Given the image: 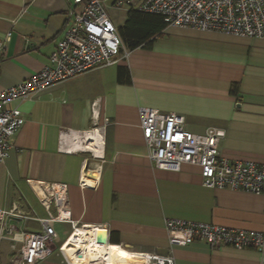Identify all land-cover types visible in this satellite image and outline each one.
<instances>
[{"label":"crops","instance_id":"crops-1","mask_svg":"<svg viewBox=\"0 0 264 264\" xmlns=\"http://www.w3.org/2000/svg\"><path fill=\"white\" fill-rule=\"evenodd\" d=\"M70 5L68 0H0V37L11 31L0 59V90L48 63ZM104 7L116 27L130 9L112 0ZM118 67L127 69L122 73L130 82L117 81ZM232 83L238 85L236 95L230 93ZM9 106L20 110L24 124L0 163V209L17 206L43 218L34 186L64 182L73 222L104 228L108 245L118 248L116 259L127 251L172 255L174 264H264V252L254 249L212 248L202 240L169 243L168 219L262 230L264 193L206 187L194 165L183 164L178 171L155 168L138 116L140 107H150L182 115L195 134L221 129L223 157L264 163V38L167 25L150 48L129 50L114 65ZM9 223L19 231H41L32 219ZM52 227L58 246L72 231L69 223ZM12 244L0 238V264H10ZM14 244L17 252L21 242ZM52 254L43 262L68 264L63 254L55 259ZM92 257L111 261L109 254L83 253L81 264H95Z\"/></svg>","mask_w":264,"mask_h":264},{"label":"built area","instance_id":"built-area-1","mask_svg":"<svg viewBox=\"0 0 264 264\" xmlns=\"http://www.w3.org/2000/svg\"><path fill=\"white\" fill-rule=\"evenodd\" d=\"M68 1L71 5L66 10L67 24L48 63L16 85L0 90V163L9 156L11 139L24 124L20 110L9 106L13 100L26 99L76 75L114 65L129 54L104 7L105 0ZM112 1L115 6L126 5L143 13L158 14L167 25L264 38V0ZM10 35L11 31H8L0 37V59ZM138 116L148 158L155 168L178 171L183 164L194 165L199 168L202 184L206 187L264 193V163L231 161L223 157L219 151V142L224 136L221 129L208 127L195 134L186 129L182 115L163 113L150 107H140ZM34 189L45 209V217L28 215L17 206L0 209V238L13 242L14 255L10 264H38L50 256L56 235L52 223H69L72 228L66 240L57 247L60 254H63V244L78 228L106 231L73 222L66 183L36 184ZM10 219L35 220L41 224V231H19L15 223H9ZM165 228L171 245L183 246L192 240H202L212 248L228 246L264 252V227L262 230L235 229L213 223L168 219ZM17 242H21V246L16 252L14 243ZM78 252L79 256L81 252ZM138 258L139 264H174L172 255H131L134 261Z\"/></svg>","mask_w":264,"mask_h":264},{"label":"trees","instance_id":"trees-1","mask_svg":"<svg viewBox=\"0 0 264 264\" xmlns=\"http://www.w3.org/2000/svg\"><path fill=\"white\" fill-rule=\"evenodd\" d=\"M167 26L162 16L158 14L143 13L130 8L127 11L124 23L117 27L123 48L133 50L138 47L150 48L154 39L159 36L163 29ZM117 81L119 83L130 82L129 76L123 75V71L128 74L126 68L118 67ZM238 85L232 83L230 85V93L236 95ZM117 246H109V259L114 260Z\"/></svg>","mask_w":264,"mask_h":264},{"label":"bare ground","instance_id":"bare-ground-1","mask_svg":"<svg viewBox=\"0 0 264 264\" xmlns=\"http://www.w3.org/2000/svg\"><path fill=\"white\" fill-rule=\"evenodd\" d=\"M93 235L96 236V240L93 239ZM101 235H103V232L97 229L88 230L86 228H78L76 231H74L70 238L67 239V241L61 247V251L65 255L68 264H81V256L83 253L108 255L109 245H101L98 242ZM121 250L125 249L121 248ZM78 251L81 252L79 256ZM121 254L124 255L125 263H122ZM116 256L117 254L115 255L114 261H110L109 264H139V258L136 261H131V255L127 251L120 253L117 259Z\"/></svg>","mask_w":264,"mask_h":264},{"label":"rangeland","instance_id":"rangeland-1","mask_svg":"<svg viewBox=\"0 0 264 264\" xmlns=\"http://www.w3.org/2000/svg\"><path fill=\"white\" fill-rule=\"evenodd\" d=\"M58 244H59V242H57L56 244L54 243L55 250H54V252H53L51 258H54V259H55V258H57L55 254H56V253L60 254L59 251H58V249H57ZM117 252H118V248H117L116 254H117ZM108 254H109V253H108ZM116 254H115V255H116ZM107 258H108V257H107ZM113 261H114V260H113ZM131 261H134V260L131 259ZM92 262H94L95 264H96V263L106 264V261H104V260H100V259H98L97 257H92ZM122 263H125V259H124V257L122 258ZM38 264H46V263L42 261V262H40V263H38Z\"/></svg>","mask_w":264,"mask_h":264},{"label":"water","instance_id":"water-1","mask_svg":"<svg viewBox=\"0 0 264 264\" xmlns=\"http://www.w3.org/2000/svg\"><path fill=\"white\" fill-rule=\"evenodd\" d=\"M103 235H101L100 239H99V244H108L107 242V232L106 231H102Z\"/></svg>","mask_w":264,"mask_h":264}]
</instances>
